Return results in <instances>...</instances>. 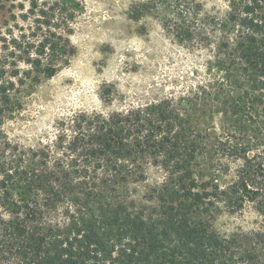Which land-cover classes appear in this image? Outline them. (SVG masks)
<instances>
[{
	"label": "trees",
	"instance_id": "trees-1",
	"mask_svg": "<svg viewBox=\"0 0 264 264\" xmlns=\"http://www.w3.org/2000/svg\"><path fill=\"white\" fill-rule=\"evenodd\" d=\"M47 5L33 32L0 48V264H264V158H249L253 147L236 144L230 149L242 164L234 183L199 184L203 131L187 128L190 111L174 101L71 118L52 167L48 150L9 142L3 119L18 105L12 94L22 73L52 78L74 53L70 23L80 0ZM225 22L235 31L240 79L233 82L232 106L221 111L241 125L256 121L248 104L257 105L264 131V0H231ZM154 159L168 176L146 209L124 192L144 179V163ZM246 202L263 218L260 231L222 238L211 230L221 203L238 211Z\"/></svg>",
	"mask_w": 264,
	"mask_h": 264
},
{
	"label": "rangeland",
	"instance_id": "rangeland-1",
	"mask_svg": "<svg viewBox=\"0 0 264 264\" xmlns=\"http://www.w3.org/2000/svg\"><path fill=\"white\" fill-rule=\"evenodd\" d=\"M54 2L0 0V48L12 36L33 32L38 10ZM33 4L40 7L33 10ZM80 4L82 9L70 23L74 53L69 62L49 79L22 73L23 83L15 86L12 98L18 105L2 125L12 145L48 150L52 167L57 146L68 140L71 118L83 113L110 116L174 101L182 112L190 111L187 128L203 131L199 184L216 179L214 184L224 189L234 183L242 164L230 149L236 144L253 147L249 158H264V145L256 141L257 137L264 141L258 106L248 104L256 121L241 125L221 111L232 106L238 94H233V82L240 79L232 51L235 31L224 27L231 0H80ZM154 161L144 163V179L129 183L124 192V198L138 207H154L149 198L168 176L167 168ZM210 221L220 237L240 238L260 231L263 218L255 203L246 202L238 211L221 203Z\"/></svg>",
	"mask_w": 264,
	"mask_h": 264
}]
</instances>
